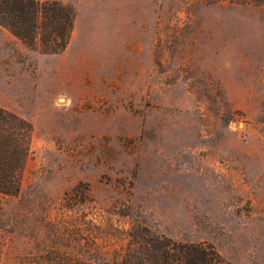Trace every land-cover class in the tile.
I'll return each instance as SVG.
<instances>
[{"label":"rangeland","instance_id":"rangeland-1","mask_svg":"<svg viewBox=\"0 0 264 264\" xmlns=\"http://www.w3.org/2000/svg\"><path fill=\"white\" fill-rule=\"evenodd\" d=\"M57 1L61 51L0 25V106L32 126L0 264H123L142 235L264 264V0Z\"/></svg>","mask_w":264,"mask_h":264},{"label":"trees","instance_id":"trees-1","mask_svg":"<svg viewBox=\"0 0 264 264\" xmlns=\"http://www.w3.org/2000/svg\"><path fill=\"white\" fill-rule=\"evenodd\" d=\"M75 20V9L57 0H0V25L46 53L63 50ZM31 123L18 113L0 106V192L17 194L21 171L28 154ZM78 187V185H77ZM141 240H145L141 242ZM132 255L123 264H231L212 245L175 241L157 235H142Z\"/></svg>","mask_w":264,"mask_h":264},{"label":"water","instance_id":"water-1","mask_svg":"<svg viewBox=\"0 0 264 264\" xmlns=\"http://www.w3.org/2000/svg\"><path fill=\"white\" fill-rule=\"evenodd\" d=\"M241 122H239V124H240Z\"/></svg>","mask_w":264,"mask_h":264}]
</instances>
